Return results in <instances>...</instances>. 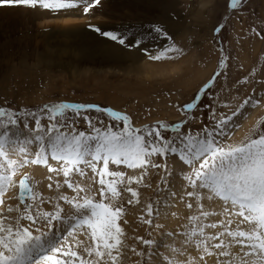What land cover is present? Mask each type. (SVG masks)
<instances>
[{
    "label": "rangeland",
    "instance_id": "rangeland-1",
    "mask_svg": "<svg viewBox=\"0 0 264 264\" xmlns=\"http://www.w3.org/2000/svg\"><path fill=\"white\" fill-rule=\"evenodd\" d=\"M103 1L89 14L83 12L82 6L60 12L39 7L33 9L15 6L7 13L2 10L7 5H0V108L14 112H35L40 115V110L49 104L66 102L99 105L101 111L81 110L77 114L73 110H65L66 122L74 120L75 129L86 133H91V128L85 122V116L101 130L108 129L109 126H114V130L123 126L122 121L119 123L113 121L103 109H112L128 115L133 128L157 129L165 140L178 135L172 131L175 124H181V133L187 134L191 131L195 134L202 132L206 126L214 128L224 117L230 118L223 127L227 135L219 136L220 129H217V135L224 144H239L254 134L264 133V0H241V4L235 9L231 7V0H154L147 5L146 0H106L108 5H116L118 8L106 9L105 13L100 10L101 7H105ZM126 1V4H131L135 11L124 5ZM125 13L135 14L137 17L126 23L129 28H125V31L122 29L114 31L125 32L133 39H142L141 48L146 47L154 53L164 46L166 41L163 38H155V33L151 36L146 33L150 26L159 25L167 31L172 38L170 43L179 51L171 53L172 58L152 60L140 48L129 50L97 34L100 40L93 38L95 42L84 48H75L74 53L64 52L71 44L68 45L70 40L58 30L64 27L63 19L86 16L92 19L87 20L89 23L82 22L86 30L92 24L107 31L108 28L113 30L112 27L117 22L115 16ZM100 16L103 19L97 18ZM217 28L220 29L218 33ZM111 48L113 49L110 50ZM124 52L133 57L129 60L124 59L119 64L117 72H114V69L108 73L102 72L105 69L104 61L110 55H122ZM82 53H88L100 64L86 63L78 66L79 69L69 66V63H77ZM141 61H149L156 66L154 76L142 79L135 75ZM221 61L224 62L223 65ZM126 70H131L130 74H134L136 78L125 74ZM213 77H216L215 80L210 89L197 101V107L186 109V105L195 100L197 93ZM245 101L249 103L245 104ZM56 119L59 120L61 117L57 116ZM28 123L31 129H35L34 119L28 118ZM41 124L46 130L48 119L46 117L42 119ZM15 147L17 152L21 147H27L29 159L35 158L38 150L35 144L29 146L19 141ZM47 156L46 164H33L34 167H42L45 169L42 171H46L45 181L49 188L46 197L44 198L43 192L39 190L40 180L32 173L22 171L32 164L28 163L17 169L13 185H4L3 191L0 192V205L4 204L3 207L5 206L7 210L11 206L9 194L13 193L16 178L23 173L19 180L28 176L33 185L32 195L25 199L26 203L33 206V210L39 204L40 210L54 212L55 206L59 204L62 216L64 214L65 218L69 219L75 215L71 204L58 199L63 194L69 198L76 194L75 192L72 194L73 190L65 184V176L61 169L63 162L53 160L50 151ZM11 158L23 159L19 153L12 155ZM2 163L4 161L0 160V164ZM97 166L102 167V163ZM83 167L86 175L72 173L68 179L73 181L79 177L84 181L89 179L93 183L91 168ZM167 167L171 169L177 167L178 174H184L186 171L178 155L171 153L153 154L146 159L143 167L109 165L111 171L123 173V183L117 185L120 190L118 206L122 208V215L118 219L120 227L132 222L146 225L144 239L152 240L150 224L145 222L150 219L149 214L135 212L133 196L127 190L129 188L136 193L141 189H148L151 192L150 204L153 207L157 204L158 195L169 197L170 204L176 212L190 203L187 197L180 199L184 192L177 194L167 187ZM49 168L52 171H49ZM134 170L140 172L131 174ZM96 178L98 180V177ZM17 184L18 187L19 183ZM34 185L38 186L36 190ZM98 185L96 190L99 188ZM62 186H65L63 190ZM94 192L95 198L99 199L98 191ZM18 206L22 211L24 205ZM224 207L222 202L221 212ZM68 210L71 212L69 215ZM2 213L4 210L0 215ZM130 216L134 217L130 219ZM71 222L69 221L70 225ZM236 222L231 227L236 228ZM77 238L82 241L89 240L92 244L90 246H93L86 229L75 230L72 236L67 237V242L76 245ZM74 250L87 257L85 251L81 253L78 249Z\"/></svg>",
    "mask_w": 264,
    "mask_h": 264
},
{
    "label": "snow or ice",
    "instance_id": "snow-or-ice-1",
    "mask_svg": "<svg viewBox=\"0 0 264 264\" xmlns=\"http://www.w3.org/2000/svg\"><path fill=\"white\" fill-rule=\"evenodd\" d=\"M101 4L102 0H0V5L39 7L53 12L82 6L85 14ZM240 4L241 0H231L233 9ZM89 27L126 49L140 48L152 60L172 58L170 54L179 51L170 43L172 38L167 31L159 25L150 26L146 33L150 36L155 33V38L166 41L154 53L146 47L141 48L143 40L140 38L133 39L120 31H103L93 25ZM216 31L218 33L220 29ZM215 78L204 85L195 100L186 105V109L197 107V101L210 89ZM247 103L249 101H245ZM69 109L77 114L81 110H102L99 105L66 102L45 105L40 115L0 108V160L4 161L0 164V192L5 184H14L13 177L18 168L28 163L46 164L50 151L53 160L63 162L61 169L65 184L76 193L71 198H58L71 204L75 210V215L69 218L73 223L62 230L57 226L65 224L59 204L55 206L54 212L40 210L39 204L33 210V206L25 202L26 195L32 191L27 184L28 178L25 176L21 179L19 199L24 205L23 210L9 207V212L19 215L13 218L14 223L7 226L5 218L0 217V264H109V261L111 264H120L123 229L118 223L122 208L118 206L120 190L117 185L123 183V173L111 171L109 165L143 167L146 159L153 154L167 153L178 155L187 169L184 176L187 184L180 199L187 197L194 201L195 210L188 217V228L167 233L170 237L179 238L175 247L166 245V251H162L156 241L137 237L148 248L146 252L132 249L141 257L142 264H207L205 258L208 256H215L216 264H264V133L254 134L239 144H224L219 136L227 135L223 127L230 119L224 117L214 128L206 126L202 132L195 134L191 131L181 133V124H175L172 131L178 135L165 140L157 129L133 128L128 115L112 109L103 111L113 121H122V127L114 130V126H109L101 130L85 116L84 120L91 128V133H86L75 129L74 120L66 122L64 113ZM57 116L61 119L57 120ZM29 117L35 120V129L29 127ZM45 117L49 121L46 130L41 124ZM217 129H220L219 136ZM18 141L29 146L37 145L35 158L29 159L28 148L21 147L19 155L23 159H12L11 156L17 154L15 145ZM161 143L163 146H160ZM100 163L102 167L97 166ZM81 165L91 168L93 183L99 184L96 190L100 197L98 200L91 185L85 188L68 179L72 173L86 175ZM49 171L52 169L49 168ZM127 190L133 197L137 196L131 188ZM217 199L225 205L222 212L205 209V201ZM187 208L193 209L194 204L188 203ZM152 213V206L149 205V216ZM212 216H222L224 219L207 222ZM236 217L242 219L236 222ZM21 221L29 223L22 224ZM145 222L152 223L150 219ZM234 222L235 229L231 227ZM241 224H247L248 227L241 228ZM77 229H86L93 241L92 247L84 249L87 257L74 250L76 245L67 242V237L72 236ZM206 229L216 231L208 232ZM192 249L200 253L198 258L191 255Z\"/></svg>",
    "mask_w": 264,
    "mask_h": 264
},
{
    "label": "bare ground",
    "instance_id": "bare-ground-1",
    "mask_svg": "<svg viewBox=\"0 0 264 264\" xmlns=\"http://www.w3.org/2000/svg\"><path fill=\"white\" fill-rule=\"evenodd\" d=\"M153 1L154 0H146L145 2H146V5H147V4H150ZM103 3L105 5V7H101L100 8L101 12L105 13V12H107L106 9L114 10V9L118 8L116 5H108L106 0H104ZM126 3H127V1L124 2V5L129 7V9L133 10L132 7H131L132 5L129 4V3L128 4H126ZM12 7H15V6H11V7L7 6V7L2 8V10L6 11L7 13H9L13 9ZM19 9L21 10V8H19ZM136 10H138V8H136ZM133 11H135V10H133ZM104 15L106 16L107 14H104ZM10 16H11V14H10ZM115 17L117 19L116 20L117 22L115 23V26L112 27L113 30H121L122 29V30L125 31V28L127 29V27H128V25L126 23L129 22V20L132 19L133 17H137V16H135V14L125 13V14H121V15H118V16H115ZM97 18L98 19H100V18L103 19V17H101V16L97 17ZM111 18L114 19L113 17H111ZM87 20H92V19H88V17H86V16H80V17H70V18H66V19L62 20L63 24H64L63 25L64 27H61L58 30L60 32H62L66 36L67 40H70L68 45L71 44L70 47H68L67 49H64L65 53H74L75 48H84L89 43L95 42V40L93 38H95L97 40L101 39V38H99L100 35L97 32H95V31L91 32V30H89L90 28L88 30H86L85 26L82 25L83 24L82 22H85ZM120 20L122 21V23H120L121 22ZM67 25H68V27H66ZM108 30H110V28H108ZM97 34H98L99 37L96 36ZM112 49L113 48H111L110 50H112ZM131 57H133V56H131L127 52H124V54H122V55H110V57L107 60L104 61L105 63H104V67L103 68H105V69L102 72L103 73H108L109 70H111V69H114V72H117V70H118L117 68H118L119 64L124 59L129 60ZM86 63H91L93 65L100 64L98 61L94 60V58L90 57V55L88 53H82L80 55L79 60L77 61V63H69V66H71L72 68L79 69L78 66H83ZM137 67H138L137 68L138 71L135 73V75L140 77V78H142V79H145V78H147L149 76H154L155 75L154 69L156 68V66H153L152 64H150L149 61H143V62L141 61V63L138 64ZM99 72L101 73V71H99ZM130 73H131V70H126V72H125V74L133 75V77L136 78V76L134 74H130ZM29 118H31V117H29ZM25 135H27V134L25 133ZM17 153H19V152H17ZM42 170H45V169L42 168V167H38V166L34 167L33 164H31V165H28V167L24 168V170H22V171L23 172L25 171V172L32 173L38 180H40V182H39V190H40V192H43V196L45 198L46 194H48L49 188H48V185H47V181H45L46 180V178H45L46 171H42ZM166 171H167V174H168L167 180H166V184H167V187L169 188V190L170 191L174 190L177 194L179 192H184L185 191V186L187 184V182L184 180V176L187 174V169H186L184 174H178L179 170H178L177 167H175L173 169H171L170 167L169 168L167 167ZM139 172H140L139 170H134V171L131 172V174H133V173L136 174V173H139ZM22 175H23V173H20L18 178H16L15 187L13 188V193L12 194L10 193L9 197H8V198H11V206L10 207L13 208V209L16 208V205H17V207H19L18 205L22 206V203L20 202V200L18 198V193H17V191H18V187H17L18 184L17 183H19L18 182L19 177H21ZM73 175H74V173H73ZM26 177H28V176H26ZM73 178H75V176ZM96 180H97V178H96ZM29 181H30V179H29ZM73 182L79 183L82 187H85V188L88 185H91L94 194H95L94 191H96V188H97V185H98V184H95V183H91V181L89 179L84 181L83 179H81L79 177L75 178V180H73ZM146 182H147V180L144 177V183H146ZM36 187H38V186L34 185L35 190H36ZM64 187L65 186H62L61 189L63 190ZM98 187H99V185H98ZM74 192L75 191H73L72 194ZM35 195H36V192H35ZM63 196H64V194H63ZM97 196H99V195H97ZM31 199H33V198H31ZM133 202L135 204V207H136V211L135 212L137 214L138 213L144 214V212L148 213V207H149V205H151L150 204L151 203V192L148 189H141L140 191H137V196L133 197ZM222 202L223 201H221L219 199H217L215 201H212V202L205 201L204 202L205 209L208 210V211H211V212H221L222 209L220 207L222 206ZM156 203L157 204L154 207L151 205L152 209H153V213H152L151 216H149L150 220L152 221V223L150 224L151 237H152V240L157 242L158 246L161 248L162 251H166V249H165L166 245L171 246V247H175L176 246L175 242H176V240L179 239L177 237H170L169 235H167V233L178 232V231H182L185 228H188V226H189L188 217L190 215H192L194 210H195V202L190 200V203L194 204V208L193 209H188L187 208V204H186V205L182 206V208H180L178 210V212L173 210V208H172V206L170 204V198L169 197L158 195L156 197ZM3 205L4 204L0 205V211L3 212V210H4V213H2L0 215V217L5 218L4 219V223L7 226L9 223H14V219L13 218L17 217V212H9L5 208V206L3 207ZM157 212H159V215H156ZM69 213H71L70 210H68V215H69ZM63 216L65 217L64 214H63ZM134 216H130V219H132ZM220 219H223V217L222 216H220V217L212 216V217H209L207 222H209V223L210 222H216V221H218ZM241 219L242 218L239 217L237 220L235 219V221H239ZM69 221L71 222L72 220L71 219L69 220V219L65 218V224L62 225V226H60V225H57V226L61 227L62 230L66 229V228H68L70 226ZM157 225H161L162 227H157ZM240 227L241 228H247L248 225L247 224H241ZM121 228L123 229V236H122L123 247L121 249L122 255L119 257L120 264H142L141 257L137 256L136 253L132 251V249L135 248L136 251H145V252L148 251V248L145 247V245H143V243L140 240L137 239V237H142L144 239V236H145L144 231H145L146 225H141L140 223L132 222L129 225L122 226ZM233 229H235V228H233ZM206 231L213 232V231H216V230L206 229ZM75 242H76V248L75 249H78L79 252H81V253L84 252L85 248L92 247V246H90L92 244H91V242L89 240L82 241V239L77 238ZM77 242H80V243L77 245ZM191 255L192 256H196L198 258L200 253H198L195 249H192L191 250ZM205 259H206L207 264H216V257L215 256H208ZM109 264H111V261H109Z\"/></svg>",
    "mask_w": 264,
    "mask_h": 264
},
{
    "label": "water",
    "instance_id": "water-1",
    "mask_svg": "<svg viewBox=\"0 0 264 264\" xmlns=\"http://www.w3.org/2000/svg\"><path fill=\"white\" fill-rule=\"evenodd\" d=\"M25 177H23V178H21V179H24ZM28 178V177H27ZM20 179V180H21ZM27 184L29 185V187L31 188V190L33 189V185H32V183H30V181H29V178L27 179ZM20 194V189L18 190V195ZM32 195V191H31V193H29V194H27L26 195V198L25 199H27L28 197H30Z\"/></svg>",
    "mask_w": 264,
    "mask_h": 264
}]
</instances>
